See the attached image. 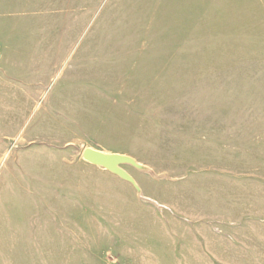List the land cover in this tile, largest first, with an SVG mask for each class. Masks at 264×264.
Listing matches in <instances>:
<instances>
[{"label":"rangeland","instance_id":"1","mask_svg":"<svg viewBox=\"0 0 264 264\" xmlns=\"http://www.w3.org/2000/svg\"><path fill=\"white\" fill-rule=\"evenodd\" d=\"M0 14V264H264V0Z\"/></svg>","mask_w":264,"mask_h":264},{"label":"water","instance_id":"2","mask_svg":"<svg viewBox=\"0 0 264 264\" xmlns=\"http://www.w3.org/2000/svg\"><path fill=\"white\" fill-rule=\"evenodd\" d=\"M84 158L93 164L101 165L119 176L130 179L129 175L119 167V164L129 159L118 154H105L103 152L87 149L84 151Z\"/></svg>","mask_w":264,"mask_h":264},{"label":"crops","instance_id":"3","mask_svg":"<svg viewBox=\"0 0 264 264\" xmlns=\"http://www.w3.org/2000/svg\"><path fill=\"white\" fill-rule=\"evenodd\" d=\"M1 15V14H0Z\"/></svg>","mask_w":264,"mask_h":264}]
</instances>
